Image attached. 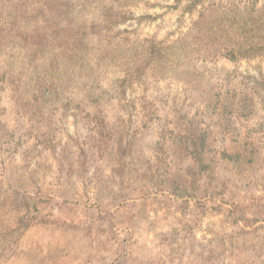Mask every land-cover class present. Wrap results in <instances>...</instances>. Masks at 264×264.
<instances>
[{"label": "rangeland", "instance_id": "rangeland-1", "mask_svg": "<svg viewBox=\"0 0 264 264\" xmlns=\"http://www.w3.org/2000/svg\"><path fill=\"white\" fill-rule=\"evenodd\" d=\"M120 1L56 70L0 41V264H264V56L138 75L212 0ZM17 8L31 35L63 19Z\"/></svg>", "mask_w": 264, "mask_h": 264}, {"label": "trees", "instance_id": "trees-1", "mask_svg": "<svg viewBox=\"0 0 264 264\" xmlns=\"http://www.w3.org/2000/svg\"><path fill=\"white\" fill-rule=\"evenodd\" d=\"M13 1L17 12V7L25 4L27 9L37 16L31 18L27 15L28 20L36 21L45 17L49 19L51 16L63 18L59 23H50L48 29L40 31L38 28L36 34L32 35L26 32L25 18L21 13L0 18V41L9 36L10 40L15 38L21 41V45L27 50L23 46L21 48L25 50L30 63H46L55 70L58 68L56 63L61 64V59L67 58L64 63L68 64L73 62L74 58H80V53L87 45L85 40L105 34L104 29L108 30L109 26L120 24L128 13L125 9L127 5L120 0L96 4L94 8L97 13L90 12L92 3L82 2L83 0ZM194 1L195 5L200 6L202 3V0ZM89 13H92L90 17ZM105 36H110L109 30ZM161 42L160 46V43L152 38L139 43L143 51L135 57L137 60L146 61L136 67L138 75L150 74L156 79L158 75L163 76L161 73L168 68H171L172 72L190 69L192 71L196 68L195 62L201 58L207 61L226 58L238 62L264 56V4L259 6L257 2L251 1L248 4H240L235 0H227L226 3L223 0H212L203 6L188 32L182 34L175 45H172V48H179V51H174L175 56L167 52L165 57L164 42ZM169 59L172 64L166 68Z\"/></svg>", "mask_w": 264, "mask_h": 264}]
</instances>
